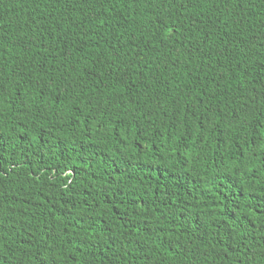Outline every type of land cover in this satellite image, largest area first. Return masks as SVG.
<instances>
[{
  "label": "trees",
  "instance_id": "1",
  "mask_svg": "<svg viewBox=\"0 0 264 264\" xmlns=\"http://www.w3.org/2000/svg\"><path fill=\"white\" fill-rule=\"evenodd\" d=\"M0 264H264V0H0Z\"/></svg>",
  "mask_w": 264,
  "mask_h": 264
}]
</instances>
